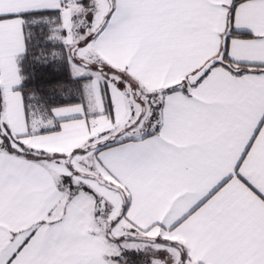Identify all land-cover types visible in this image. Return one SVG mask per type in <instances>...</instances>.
<instances>
[{"label": "snow or ice", "instance_id": "6c2138e0", "mask_svg": "<svg viewBox=\"0 0 264 264\" xmlns=\"http://www.w3.org/2000/svg\"><path fill=\"white\" fill-rule=\"evenodd\" d=\"M0 264H264V0H0Z\"/></svg>", "mask_w": 264, "mask_h": 264}]
</instances>
